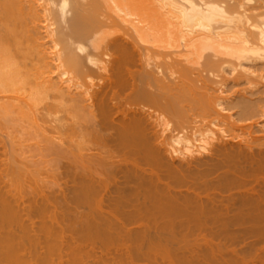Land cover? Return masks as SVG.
Here are the masks:
<instances>
[{"label":"bare ground","instance_id":"obj_1","mask_svg":"<svg viewBox=\"0 0 264 264\" xmlns=\"http://www.w3.org/2000/svg\"><path fill=\"white\" fill-rule=\"evenodd\" d=\"M263 81L264 0H0V264H264Z\"/></svg>","mask_w":264,"mask_h":264},{"label":"rangeland","instance_id":"obj_2","mask_svg":"<svg viewBox=\"0 0 264 264\" xmlns=\"http://www.w3.org/2000/svg\"><path fill=\"white\" fill-rule=\"evenodd\" d=\"M24 63H27V65H26V67H25V69L28 71H30L31 69H32V64H30V63H32L31 62V60L30 59H28V62L27 61H25ZM262 83H260V84H258V86L257 87H255L254 89H252L251 91H245L246 93L245 94H243L244 96H242V97H245L248 101L249 100H254V101H260V102H262V104H264V86H263V84H264V81H263V84L261 85ZM261 85V86H260ZM231 86H232V84H231ZM242 87H244V86H236V87H233L232 89L230 88V86H229V88L231 89V90H229L228 92L229 93H231L230 95H232V99L234 100H237V99H239V95L238 94H234V92H235V90L236 89H238V88H242ZM242 99H244V98H242ZM231 101V100H230ZM258 103V102H257ZM235 112H236V110H234ZM258 118V117H257ZM259 121H261V120H259ZM6 125V127H10V125L11 124H5ZM15 125V128L13 129L12 127ZM12 127V129L13 130H11V131H13L12 133H13V137H10L9 135V137L10 138H8V136H7V133L9 132V130L11 129H9V127H8V130H4V131H8V132H4V133H2L1 134V136H2V138L8 143V145L11 147V148H13L12 147V145H10L9 144V142L10 143H12V141H10L11 140V138H15V140H16V137H17V139H20L21 140V142H20V140H19V143H20V147L19 148H17L18 147V145L17 144H15V146L16 147H14V149H16L15 151H16V153L18 154V155H20V156H22V159H24V158H28L27 160H31L32 162H34L33 163V165L35 164L36 165V163H35V161H37L38 159H40V154H39V152H37V148L35 147V142H34V140H36V139H34L33 140V137H32V135L30 134L29 135V129H28V127H27V125L26 124H13V125H11ZM16 126H18V127H16ZM255 126V132L257 131V134H261L262 132L261 131H259V127H260V125H254ZM4 128V129H7V128ZM27 128V129H26ZM27 130V131H26ZM10 131V132H11ZM28 132V133H27ZM11 133V134H12ZM3 134L8 138V140H7V138H4L3 137ZM27 134L29 135V136H27ZM12 136V135H11ZM16 136V137H15ZM29 137V138H28ZM30 137L32 138V140L33 141H31V139H30ZM36 138V137H35ZM24 140V141H23ZM23 141V142H22ZM18 141L16 140L15 141V143H17ZM34 142V143H33ZM18 143V144H19ZM21 143H23V144H21ZM34 145H33V144ZM22 147V148H21ZM20 149V150H19ZM18 150H19V152H18ZM25 159V161H27ZM29 160V161H30ZM28 162V161H27ZM37 163H39V161H37ZM30 164H32L31 162H30ZM26 188H28V187H26ZM27 191L28 192H26L27 194L28 193H32V190H30L29 188L27 189ZM30 191V192H29Z\"/></svg>","mask_w":264,"mask_h":264}]
</instances>
